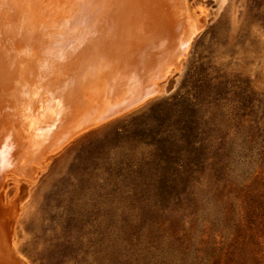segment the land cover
I'll return each instance as SVG.
<instances>
[{
    "label": "rangeland",
    "instance_id": "1",
    "mask_svg": "<svg viewBox=\"0 0 264 264\" xmlns=\"http://www.w3.org/2000/svg\"><path fill=\"white\" fill-rule=\"evenodd\" d=\"M5 254L264 264V0H0Z\"/></svg>",
    "mask_w": 264,
    "mask_h": 264
},
{
    "label": "bare ground",
    "instance_id": "2",
    "mask_svg": "<svg viewBox=\"0 0 264 264\" xmlns=\"http://www.w3.org/2000/svg\"><path fill=\"white\" fill-rule=\"evenodd\" d=\"M193 33H194V31H193L191 34H193ZM179 37H180V36H179ZM120 41H121V40H120ZM115 47H116V46H115ZM127 48H128V47H127ZM117 50H118V49H117ZM118 52H119V51H118ZM91 53H92V52H91ZM146 53H147V52H146ZM146 56H148V55H146ZM39 57H40V56H39ZM117 58H118V57H117ZM85 62H86V61H85ZM98 65H99V64H98ZM102 66H103V65H102ZM112 67H113V66H112ZM87 70H88V69H87ZM87 70H86V71H87ZM105 72H106V71H105ZM88 73H89V72H88ZM133 74H135V73H133ZM85 75H86V74H85ZM82 76H83V75H81V77H82ZM89 77H90V76H89ZM86 78H87V75H86ZM87 79H88V78H87ZM84 81H85V80H84ZM88 81H89V80H88ZM78 82H79V80H78ZM105 82H106V81H105ZM123 82H124V81H123ZM79 83H80V82H79ZM88 84H89V83H88ZM141 85H143V84H141ZM144 85H145V84H144ZM145 86H147V84H146ZM90 87H91V86H90ZM107 87H108V86H107ZM138 87H141V86L139 85ZM135 88H136V86H135ZM141 88H143V87H141ZM105 89H106V88H105ZM105 89H104V90H105ZM144 89H145V88H144ZM146 89H147V88H146ZM146 89H145V90H146ZM149 89L151 90V88H149ZM128 90H129V89H128ZM130 90H131V89H130ZM130 90H129V91H130ZM133 90H134V89H133ZM133 90L130 91V92H133ZM138 90H139V88H138ZM140 90H142V89H140ZM140 90H139V91H140ZM147 91H148V90H147ZM78 92H79V91H78ZM104 92H105V91H104ZM108 93H110V92H108ZM137 93H139V92H137ZM103 95H104V93H103ZM127 95H128V94H127ZM131 95H132V94H131ZM133 95H134V93H133ZM134 96H135V95H134ZM136 96H137V95H136ZM136 96H135V97H136ZM147 96H148V95H147ZM92 97H93V96H92ZM98 97H99V96H98ZM102 97H103V96H102ZM107 97H108V96H107ZM108 98H109V97H108ZM93 99H94V98H93ZM140 99H142V97L139 98V99H137V101H140ZM79 100H80V99H79ZM86 100H87V99H86ZM94 100H95V99H94ZM127 100H128V99H127ZM135 100H136V99H135ZM142 100H143V99H142ZM81 101H82V100H81ZM90 101L92 102V100H90ZM49 102H50V101H49ZM83 102H84V101H83ZM86 102H87V101H86ZM119 102H120V101H119ZM125 102H126V101H125ZM128 102H129V101H128ZM87 103H88V102H87ZM100 103H101V102H100ZM122 103H123V101H122ZM126 103H127V102H126ZM129 103H130V102H129ZM84 104H85V103H84ZM88 104H89V103H88ZM107 105H108V104H107ZM114 105H115V104H114ZM131 105H132V103H131ZM86 106H87V105H86ZM122 106H123V104H122ZM132 106H133V105H132ZM132 106H130V107H132ZM95 107H96V106H95ZM109 107H110V105H109ZM114 107H115V106H114ZM114 107H113V108H114ZM124 107H125V106H124ZM111 108H112V107H111ZM63 109H64V108H63ZM83 109H84V108H83ZM94 109H95V108H94ZM107 109H108V108H107ZM114 109H115V108H114ZM117 109H118V108H117ZM126 109H127V108H126ZM87 110H88V109H87ZM100 110H101V109H100ZM103 110H104V109H103ZM103 110H102V111H103ZM119 110H120V109H119ZM121 110L123 111V108H122ZM121 110H120V112H122ZM124 110H125V109H124ZM106 111H107V110H106ZM106 111H104V112H106ZM110 111L113 112V113H111ZM114 112H116V111H113V110L111 109V110H109V112H106L105 114L103 113L104 115L102 114V116L100 117V119H102V120H107V119H109L110 117H112L113 115H115ZM120 112H119V113H120ZM97 113L99 114V112H97ZM117 113H118V112H117ZM95 114H96V112H95ZM92 115H93V114H92ZM100 115H101V113H100ZM95 117H96V116H95ZM97 117H98V116H97ZM92 118H93V117H92ZM97 119H98V118H97ZM102 120H101V121H102ZM101 121H100V122H101ZM94 122H96V120H92V119L90 120V119H89V120L86 121V122L83 121L82 124L80 123L81 125H80V127L78 128V130H82L84 127L87 128V127L90 126V125H94V124H92V123H94ZM75 125H76V124H75ZM73 126H74V124H73ZM70 127H71V126H70ZM74 127H75V126H74ZM72 129H73V128H72ZM84 129H85V128H84ZM45 138H46V137H45ZM12 258H13V257H12ZM15 260H18V259H15ZM18 261L20 262V260H18ZM20 263H21V262H20Z\"/></svg>",
    "mask_w": 264,
    "mask_h": 264
},
{
    "label": "water",
    "instance_id": "3",
    "mask_svg": "<svg viewBox=\"0 0 264 264\" xmlns=\"http://www.w3.org/2000/svg\"><path fill=\"white\" fill-rule=\"evenodd\" d=\"M136 98L138 99V97H136ZM3 261L5 262V264H22V262L20 263L18 260H15L14 258H12V256H10L8 254H5L3 256Z\"/></svg>",
    "mask_w": 264,
    "mask_h": 264
},
{
    "label": "crops",
    "instance_id": "4",
    "mask_svg": "<svg viewBox=\"0 0 264 264\" xmlns=\"http://www.w3.org/2000/svg\"><path fill=\"white\" fill-rule=\"evenodd\" d=\"M136 99V100H135ZM137 102V98L136 97H134V98H131V100H130V103L128 102V104H127V106H126V108H124L123 109V111H126V110H129L128 108H129V106H132V105H134L135 103ZM131 103H132V105H131ZM130 108H132V107H130ZM122 111V110H121ZM120 112V111H119Z\"/></svg>",
    "mask_w": 264,
    "mask_h": 264
}]
</instances>
